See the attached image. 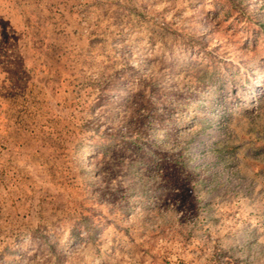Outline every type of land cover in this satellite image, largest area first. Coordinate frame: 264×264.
Listing matches in <instances>:
<instances>
[{
	"label": "rangeland",
	"instance_id": "1",
	"mask_svg": "<svg viewBox=\"0 0 264 264\" xmlns=\"http://www.w3.org/2000/svg\"><path fill=\"white\" fill-rule=\"evenodd\" d=\"M0 264H264V0H0Z\"/></svg>",
	"mask_w": 264,
	"mask_h": 264
},
{
	"label": "trees",
	"instance_id": "2",
	"mask_svg": "<svg viewBox=\"0 0 264 264\" xmlns=\"http://www.w3.org/2000/svg\"><path fill=\"white\" fill-rule=\"evenodd\" d=\"M84 221L87 223L88 227L85 228V230L87 231V234H89L90 232H93V229H92V225L88 222V217H85L84 218Z\"/></svg>",
	"mask_w": 264,
	"mask_h": 264
}]
</instances>
